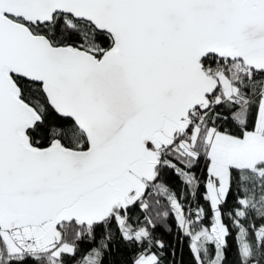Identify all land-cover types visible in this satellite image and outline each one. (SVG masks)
Returning <instances> with one entry per match:
<instances>
[{
	"label": "snow or ice",
	"instance_id": "1",
	"mask_svg": "<svg viewBox=\"0 0 264 264\" xmlns=\"http://www.w3.org/2000/svg\"><path fill=\"white\" fill-rule=\"evenodd\" d=\"M113 222L264 264V0H0V264H104Z\"/></svg>",
	"mask_w": 264,
	"mask_h": 264
},
{
	"label": "trees",
	"instance_id": "2",
	"mask_svg": "<svg viewBox=\"0 0 264 264\" xmlns=\"http://www.w3.org/2000/svg\"><path fill=\"white\" fill-rule=\"evenodd\" d=\"M201 177V180L203 181L206 177L203 174V163H201L197 168L193 169ZM166 181L177 191H179L181 182L179 178L172 173L171 171H168L166 173ZM204 192V186L203 183L201 184V187L198 192V203L202 204L206 210H209V205L207 202L204 201L202 197V193ZM235 202V196L233 194H230L227 200V203L224 205L225 209H231L234 206ZM137 214H140L142 216V213L139 212L138 208H133L130 212L131 216H136ZM210 216V211H209ZM227 223H230V221H227ZM169 223L172 224V221L169 220ZM205 224H208L209 221L206 219L204 221ZM257 224L260 223L259 220L256 221ZM115 232L116 236L118 238V241L113 249L109 254L105 255L104 258V264H131V258L137 251L135 247H133L131 250L127 248L126 245H124L122 240H119V232L116 229L115 222L110 226ZM232 234L228 237V248L226 249L227 259L226 264H238V257L236 255L237 248H236V242H235V230H231ZM102 234V230H97V237ZM156 234L160 236L166 243L167 247L165 248L164 252V264H195V261L193 260L192 254L189 251L188 248V241L187 239H184L183 243L180 242V240L177 238V230L173 224V230L171 233H168L164 231L163 227L158 226L156 229ZM94 244L92 243H81V252L77 253V258L86 250L93 247ZM175 248L176 254L173 258L171 250ZM154 251L156 249H153ZM28 264H32L31 261L28 262ZM69 264H74V260L70 261Z\"/></svg>",
	"mask_w": 264,
	"mask_h": 264
}]
</instances>
